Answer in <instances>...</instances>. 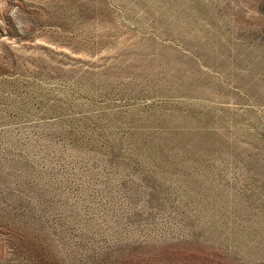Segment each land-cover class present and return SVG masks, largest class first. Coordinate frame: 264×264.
<instances>
[{"label": "rangeland", "instance_id": "1", "mask_svg": "<svg viewBox=\"0 0 264 264\" xmlns=\"http://www.w3.org/2000/svg\"><path fill=\"white\" fill-rule=\"evenodd\" d=\"M0 264H264V0H0Z\"/></svg>", "mask_w": 264, "mask_h": 264}]
</instances>
